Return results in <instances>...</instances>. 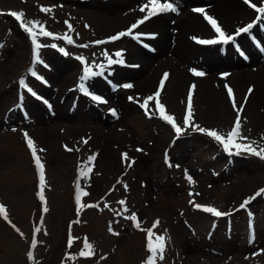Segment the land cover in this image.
<instances>
[{
    "label": "rangeland",
    "instance_id": "obj_1",
    "mask_svg": "<svg viewBox=\"0 0 264 264\" xmlns=\"http://www.w3.org/2000/svg\"><path fill=\"white\" fill-rule=\"evenodd\" d=\"M160 2L172 3L176 11L169 13L179 15L182 6L176 0ZM251 2L264 6V0ZM148 3V0H0V204L25 235L16 234L0 220V264H30L27 253L33 248L28 247L26 236H29L31 214L42 217L34 246V264H141L151 256L146 238L150 227L154 228V242L156 236L164 237L165 242L163 259L158 255L155 264H264V192L261 191L264 190V159L252 153L230 156L228 152H235V147L222 150L218 141L197 130L199 126L227 137L237 118L234 110L225 120L209 103V85L221 72L228 70L217 53L223 51L219 47L222 44L214 47L203 44L206 47H202L196 42L205 36L192 32L183 36L188 50L170 38L164 51L158 48L156 55L151 57L152 93L161 75L169 74L163 101L169 114L179 123L188 86H196L192 126L182 134H175L156 114H145L141 107L146 100L145 92L140 90L141 77L114 81L117 85L121 82L133 84L128 91H119L132 106L114 107L110 100L105 106L90 105L79 97L77 82L81 67L75 57H85L95 66L123 51L125 42L110 38L127 32L138 22V16L144 18L147 10L140 9ZM214 3L193 1L184 8L181 17L191 12L197 15L198 6L219 19L209 9ZM42 8L50 11H42ZM11 12H23L30 24L39 22L53 33L45 42L51 39L57 42L58 48H66L62 53L57 47H47L41 53L34 71L41 73L42 82L37 84V97H26L27 118L17 111L20 102L17 80L33 66V50L27 33ZM200 18L207 24L205 18ZM251 19H243L236 27L227 28V35L250 24ZM65 36L73 43L69 44ZM20 42H25L26 48L18 53L17 43ZM231 50L238 56L235 45ZM256 59L264 70V55ZM134 62L137 60L132 59L131 63L136 64ZM56 63L70 68L75 77L57 73ZM198 67L206 71L203 77L191 71ZM228 75L222 85L228 84L234 90L235 79L232 74ZM177 76L184 78L183 87L181 96L172 100L171 90ZM111 83H107V89L113 91ZM257 85L255 81L246 83L237 94L239 101L248 89L254 91ZM64 93L72 97L64 98ZM113 108H116L115 115ZM127 109L130 114H126ZM44 132L56 134L58 139L50 141ZM29 138L44 165L45 201L40 199L39 173L26 146ZM237 143H249L257 150L264 148V122L245 112ZM55 145L53 152L51 147ZM61 145L72 150L66 153ZM104 150L112 157L110 165L102 161ZM92 157L95 159L89 163ZM131 160H135L132 166ZM79 168L82 172L92 169L83 175L84 179L94 180V190H89L84 179L82 186L87 193L84 194L85 202L95 207L76 221L73 197ZM9 185L16 188L20 185L31 197L25 202L14 200L6 191ZM253 198L256 235L250 240L249 217L240 210V205ZM107 204L111 205L113 213L105 210ZM197 204L216 207L227 215L214 218L197 208ZM120 205L127 220L117 213ZM97 206L102 210H97ZM135 218L140 220L139 227ZM69 226H73L75 237L89 238L93 258L65 261Z\"/></svg>",
    "mask_w": 264,
    "mask_h": 264
},
{
    "label": "bare ground",
    "instance_id": "obj_2",
    "mask_svg": "<svg viewBox=\"0 0 264 264\" xmlns=\"http://www.w3.org/2000/svg\"><path fill=\"white\" fill-rule=\"evenodd\" d=\"M193 1H201L208 4L214 3L215 0H176V3L181 7L179 15H173L171 13H161L156 17L146 21L142 24L147 28H150L152 31V36L149 38L147 35L146 39H139L136 35L132 40H130V48L127 49L125 58H133L137 60L139 64V72H134L129 69H123L118 65L115 66L112 70H103L102 74L104 77L96 82L93 86L96 88L100 96H104L106 92V83L107 81H116L120 79H134L135 77H142V85L140 90L143 92H149L152 87L154 70L151 74V64L153 62V57L151 51H155L160 48L161 51H164V48L167 46V42L170 38L174 41L180 42V45L187 49V45L183 40V36L186 37L192 32H198L204 36H212V32L204 24L199 15H195L193 12L185 14L181 17L184 8ZM179 7V8H180ZM198 7V6H196ZM211 12L216 14L218 18V24L224 30L227 28H234L238 22L243 19H249L256 17L257 11L254 10L249 4L245 3L243 0H219L214 6L209 8ZM210 13V12H209ZM213 16V15H212ZM170 17V19H168ZM209 33V34H208ZM175 34V35H174ZM233 43H241L250 53L251 60L250 63L241 60L238 56L234 54L230 47H225L223 51H217L221 58H223L226 65L230 70H234L235 74H232V77L235 79V96L240 94L242 87L247 83H253L254 81L258 84L256 88L251 93L247 102H241L239 105L233 106V102L229 99L228 95L221 88L222 84L215 81V83L210 87L209 90V103L217 110V112L222 115L225 120L230 116V114L235 110H239L240 106L244 109V112L251 113L256 120L264 122V70H261V62L259 59H256L261 54V49L264 50V15H262L257 24L252 26L248 32L239 33L236 35ZM20 53L24 48H26L25 42L17 43ZM151 55V56H150ZM213 56H215L213 54ZM57 73H65L68 77H75L74 72H71L70 68H63L65 65L56 63ZM257 68L258 70H254ZM60 76V74H58ZM175 85L172 90V100L176 98L177 95L181 93L182 83L184 81L182 76H177L174 78ZM14 91V90H13ZM12 91V93H13ZM11 93V94H12ZM144 93V94H145ZM254 95L252 96V94ZM64 97V96H63ZM65 98V97H64ZM109 99L112 104L117 107L122 105L132 106L129 102L124 99L122 93L119 94H109ZM129 109L126 110V114H130ZM100 130V128L98 127ZM50 141L53 139L57 140L58 137L55 134H43ZM56 145L51 147L54 152ZM102 161L105 164L110 165L113 161L112 157L107 150H104ZM6 191L10 196L17 201H27L31 195L27 189H24L20 185L16 188L12 185L6 186ZM201 247V246H200Z\"/></svg>",
    "mask_w": 264,
    "mask_h": 264
},
{
    "label": "snow or ice",
    "instance_id": "obj_3",
    "mask_svg": "<svg viewBox=\"0 0 264 264\" xmlns=\"http://www.w3.org/2000/svg\"><path fill=\"white\" fill-rule=\"evenodd\" d=\"M245 3H248L249 6H251L258 13L264 15V6H258L256 4H253L251 2V0H245ZM149 4L151 5L150 8H149ZM41 10L46 11V12L50 11V9H47V8H42ZM140 10L142 12L147 10V15L144 18H142L140 21H138L137 24L132 25L130 30H128L127 32H121V33L117 34L116 36L111 37L110 40L115 41V40H118L125 35H132L133 29L138 27L139 24H143L145 22V20L150 19L153 16H156V15H158L160 13H164V12L176 11V9L172 3H161L160 0H149V3L142 6ZM195 11L203 13L205 16V19L211 24V26L213 27L215 32L218 33V39L198 40L199 43H201V44H218V43L227 44V43H229V41L234 40L233 36L226 35V33L219 26L218 22L213 17L209 16L205 12L204 9H195ZM10 14L22 23V26L24 27L25 31H27L28 33L31 34V38H32V41H33V43L35 45V49H36V57L38 60L39 59V49L41 47V45L37 42L38 34L42 35V36L51 37V36H53V33L48 32L46 29H44L42 26H40L39 22H32L31 25L29 23L25 22L23 12H11ZM251 27H252V25H249L245 28L239 29L237 34H239L241 32H248L251 29ZM37 29H38V32H37ZM63 38L65 40H67V42L69 44L73 43L71 38H69L67 36H65ZM104 42L105 41H97L96 43H104ZM85 47H86V45H85ZM61 51H63V49H61ZM117 62H122V61L109 60V64L117 63ZM85 64H86V62H85ZM191 71L196 76L203 77L205 75V73L202 71H197L195 69H192ZM94 75H97V73L93 72L92 69L90 67H88L86 64L85 69H84V79H87V78L94 76ZM224 75L226 76L227 74H224ZM167 78H168V74L166 73L164 75L163 80L161 81V85H160L161 89H163L164 80H166ZM124 87L131 88L132 85L128 84V85H124ZM192 88L194 89L195 85H192ZM251 91H252V89H249V92H251ZM228 92H229V95L233 97V106L235 107L236 102H235L233 90L230 87L228 88ZM159 97H160V91H157L154 96L147 97L146 100L144 101V103L141 105V107H143L147 110L149 101L155 100L156 109L158 110L161 118H163L169 124H171L175 128V131L177 133H180L182 131V129L179 126H177L174 117H172L171 115H167L165 113V107L163 104L160 103ZM93 99L100 100L101 98L98 96H94ZM239 111H242V108L239 109ZM113 114L115 115L114 110H113ZM192 114H193L192 113V97H191V95H189V97H188V111H187V117L185 119V124L190 125ZM240 128H241L240 120L237 119L235 124H234L233 130L230 133H228L227 137H225L224 135L219 134L216 130L203 129V128H199V126H197V130L204 132L208 136L214 138L216 141H218L219 143H221L224 146L225 150H230L232 147H235L237 150L248 151V152H251L253 155L259 156L260 158L264 159V148L257 150L256 148L252 147L251 144L241 145L240 143H237V139L240 138ZM25 135H27V134H25ZM27 143H28L29 147L32 149V155L35 159L36 166L39 169V177H40V193H39V196H40V199L42 201H45V196H44V187H45L44 165L41 163V159L36 153V148L34 146L33 140L29 138L27 140ZM67 150L71 151L72 149H67ZM41 151H43V150H41ZM125 156H126V154H125ZM94 159H95V157H92L90 159L89 163L94 161ZM91 170H92L91 168H87L86 171H84L82 174L86 175L87 173H90ZM261 191L264 192V190H261ZM84 194L87 195V193H84ZM79 199H80V197L77 196L78 201H79ZM121 203H123V202H121ZM246 203L247 202H245V205H242V207L246 206ZM196 207L202 208L203 211L212 213L214 216L227 215V213H222L213 207L202 206L199 204H197ZM44 211L45 212L47 211V207L44 208ZM0 214H3L4 218L7 219V212H6V209L3 205H0ZM158 223L159 222L157 221L156 224H158ZM136 226L139 227L138 222H137ZM37 231H39V229H37ZM153 236H154L153 231L148 230L147 247H148L149 252L151 253V256L149 257L146 264H155V260H156L158 255H159L160 259H163V252H164V248H165L164 237L156 236L155 242H154ZM86 249H87L86 251L81 253L82 255H92L93 254L91 245H86Z\"/></svg>",
    "mask_w": 264,
    "mask_h": 264
}]
</instances>
